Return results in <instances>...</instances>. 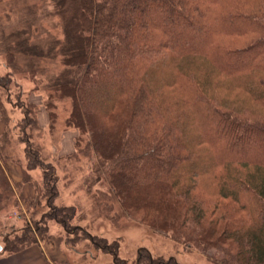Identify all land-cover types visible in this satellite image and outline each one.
<instances>
[{"label":"trees","instance_id":"1","mask_svg":"<svg viewBox=\"0 0 264 264\" xmlns=\"http://www.w3.org/2000/svg\"><path fill=\"white\" fill-rule=\"evenodd\" d=\"M234 1L37 0L21 3L24 8L20 10L22 16L16 29L8 33L5 28H1L0 49L7 53L11 69L25 71L33 75L34 79L40 69L34 59L41 57V53L44 56L62 55L64 64H70L61 74L52 77L48 84L52 90L72 98L74 125L78 128L90 127L93 138L90 143L96 149L99 165L108 170L99 179L109 183L114 198L126 212H143L142 220L159 232L174 236L184 231L193 234L199 232V238L184 235L189 244L209 241L218 246L219 242L231 239L230 246L236 255L229 252L225 254L229 264H264V159L260 158L261 155L264 157V119L240 120L232 113L223 114L216 109H209L198 94L195 106L200 108L199 111L188 114L191 115L189 117L177 118L172 123L167 120L170 123L168 125H158L156 115L152 112L156 107L160 109L157 102L163 98L160 93L162 90L156 88L157 76L153 73L143 76L136 70L143 60V56L135 51L137 43L147 47L151 39L158 35L155 33H165L159 26H153L154 30L149 25L147 27L154 21L152 13L158 9L165 10L170 19L179 17L182 23L191 27L197 26L201 19H207V23L221 21L227 26L239 23L246 25L240 29L242 32L259 36L244 47L235 49L218 43L223 50L220 56L244 55L263 46L264 0H256L254 6L247 5L249 12L237 8L249 0ZM6 3L5 6L13 5V2ZM56 17L63 30V40L50 34L44 27L46 21ZM221 31L227 35L237 34L239 30L230 27ZM167 40L161 43L162 49L176 56H169L168 52L144 57L145 60L153 58L154 65L164 63L178 70L182 63L187 66L199 65L202 60L201 64H206L203 52L197 56L195 52L178 51ZM152 53H156V50ZM250 58L247 65L220 71L231 77L238 76L232 77L234 84L249 93L253 101L263 108L264 53H252ZM21 59L24 61L22 66L17 63ZM11 82V75L0 76V90H5ZM166 100L168 103L167 97ZM20 107L26 117L22 127L25 129L34 125L32 110L26 105ZM91 112L99 114V117L93 116ZM193 114L194 117L201 115L216 120L224 126L222 133L211 138L198 135L197 125L201 123L193 118ZM107 124L111 125L108 130ZM103 133L107 139L101 136ZM28 135L22 139L27 145L28 167L32 169L34 165L44 171L42 196L50 212L44 214L35 225L28 222L22 228V234L16 236L15 243L7 241L4 250L19 253L35 246L40 241L39 234L48 231L47 221L54 220L67 234L83 232L94 245L112 253L117 260L118 252L111 249L112 245L105 239H100L103 244L98 243V238L91 237L82 227L71 226L72 214L67 213L64 207L55 206L54 200L58 196L57 173L33 151L34 146ZM252 140L261 143L263 148L259 158H232L239 150L243 153L248 146L251 147ZM202 144L208 148L199 149L198 146ZM218 147H222L226 156L224 161L214 155ZM218 164L225 167L226 173L218 181L219 194L226 202L215 204L219 212L221 210V215L213 220L210 227L205 228L203 219L206 210L194 197L195 178L206 173L213 175L214 167ZM187 166H191V170ZM202 166L205 170H202ZM97 171L100 172V168ZM2 177L4 185L10 189L9 181L4 175ZM128 181L132 183L131 186L127 184ZM239 212L244 214L238 216ZM250 220L252 223L248 225ZM138 264H141V260Z\"/></svg>","mask_w":264,"mask_h":264},{"label":"rangeland","instance_id":"2","mask_svg":"<svg viewBox=\"0 0 264 264\" xmlns=\"http://www.w3.org/2000/svg\"><path fill=\"white\" fill-rule=\"evenodd\" d=\"M32 1L37 2V0H0V3L2 2L0 31L2 27L8 33L15 30L19 17L22 16L20 10L24 8V4L21 3H32ZM9 2H13V5L8 6ZM256 3V0H249L241 3L242 6L238 5L237 8L249 12L248 6H254ZM50 7L52 8V4ZM7 10L9 12H6ZM152 14L155 16L154 21L147 24V27L149 25L154 30L153 26L156 25L163 28L165 33H155L158 35L151 39L147 47L137 43L135 51L143 56V60L136 70L143 76L151 73L157 76L156 88L162 90L160 93L163 98L161 102H157L160 109L156 107L152 112L156 115L158 125H168L177 118L189 117L191 115L188 114L199 111L200 108L195 106L197 99L195 97L198 94L209 109H216L223 114L232 113L240 120L264 119V107L256 104L249 93L232 81V77L238 76L231 77L230 74L229 76L220 71V69L229 71L236 66L247 65L251 60L250 54L264 53L263 45L248 54L220 56L223 52L221 45L231 49L244 47L257 38L256 33L242 32L240 29L246 27L245 24L227 26L221 21L207 23V19H201L197 26L191 27L182 23L183 20L179 17L170 19L165 10L158 9ZM189 16L192 17V14ZM58 22V17L53 18L52 21H46L44 27L50 34L63 40V30ZM230 27L239 30L237 34L225 35L221 31ZM165 39H169L167 41H170L178 51L195 52L197 56H201L199 53L203 52L202 57L207 59L205 60L207 65L201 64L203 63L201 60L199 65L196 63L187 66L186 63H182L179 70L172 67L173 70L164 63L154 65L153 58L145 60L144 57H155L170 52L161 47ZM212 39H216L217 42ZM155 50L156 53L153 54L152 51ZM41 54V57L34 59L40 67L34 79L33 75L25 71L16 72L11 69L7 53L0 49V76L7 74L12 76L11 84L5 90H0V247L2 248L0 258L17 254L4 250L6 242L15 243L16 236L22 234V228L27 226L28 222L35 225L42 220L44 214L50 212L46 199L42 196L44 171L34 165L32 169L28 167L27 145L22 139L30 134L28 136L34 146L33 151L57 173L58 196L54 200L55 206L64 207L67 213L72 214L71 226L82 227L91 237L98 238V243L103 244L101 240L105 239L109 245H112L111 249L118 252L116 260L115 255L99 249L83 232L67 234L56 221L48 220L46 224L48 231L39 234L40 241L33 247L42 250L50 258L51 264H138L139 260L141 264H223V261L224 264H229L226 262L225 254L229 252L236 255V251L230 246L231 239L219 242L218 246H214L209 241L189 244L184 235H189V238L193 236L199 238V232L193 234L184 231L177 236L159 232L142 220L143 212H126L122 208L114 198L109 183L105 179H99L108 170L107 167L103 166L102 169V165H99L96 149L90 143L93 139L89 131L90 127L78 128L74 125L72 98L52 90L48 84L52 77L61 74L70 64H64L62 55ZM169 54L176 56L171 52ZM23 60H17V63L22 66ZM209 63L212 65L210 66ZM159 70L162 73L159 72L158 75ZM160 83L164 86H159ZM164 95L169 100L168 103ZM22 105L32 110L31 118L34 119V125L25 129L22 127L26 118L24 110L20 107ZM91 114L99 117L95 112ZM192 116L201 123L197 125L198 135L211 138L222 133L224 126L219 125L216 120H209L201 115ZM107 125L108 130L111 125ZM101 136L107 139L104 133ZM250 144L251 147L248 146L243 153L239 150L237 154L232 155V158L250 160L260 156L263 149L261 143L252 140ZM198 148L203 150L208 146L202 144ZM214 155L221 161L226 157L222 147H218ZM260 158L264 159L262 155ZM99 168L100 172L97 171ZM187 168L191 170V166ZM202 170H205L204 167ZM212 173L214 174L206 173L195 178L194 197L206 210L203 219L205 228L210 227L213 220L221 215V210L219 212L215 204L226 202L219 194L218 181V178H222L226 173L225 167L218 164ZM3 175L12 189L4 185ZM127 184L131 186L132 183L128 181ZM243 214L239 212L238 216ZM251 223V220L248 221V225ZM194 228L199 230L195 225Z\"/></svg>","mask_w":264,"mask_h":264},{"label":"crops","instance_id":"3","mask_svg":"<svg viewBox=\"0 0 264 264\" xmlns=\"http://www.w3.org/2000/svg\"><path fill=\"white\" fill-rule=\"evenodd\" d=\"M0 264H51V261L42 250L32 246L17 254L0 258Z\"/></svg>","mask_w":264,"mask_h":264},{"label":"water","instance_id":"4","mask_svg":"<svg viewBox=\"0 0 264 264\" xmlns=\"http://www.w3.org/2000/svg\"><path fill=\"white\" fill-rule=\"evenodd\" d=\"M1 249H2V248L0 247V251H1Z\"/></svg>","mask_w":264,"mask_h":264}]
</instances>
